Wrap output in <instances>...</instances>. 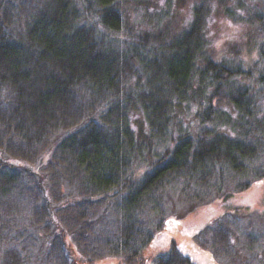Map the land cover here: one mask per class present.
<instances>
[{"label": "trees", "instance_id": "1", "mask_svg": "<svg viewBox=\"0 0 264 264\" xmlns=\"http://www.w3.org/2000/svg\"><path fill=\"white\" fill-rule=\"evenodd\" d=\"M208 1L152 33L124 4L147 25L156 0H0V264H127L166 219L264 178V0H211L256 26L253 67L214 55ZM251 213L190 236L214 264H264ZM192 263L173 239L154 259Z\"/></svg>", "mask_w": 264, "mask_h": 264}, {"label": "rangeland", "instance_id": "2", "mask_svg": "<svg viewBox=\"0 0 264 264\" xmlns=\"http://www.w3.org/2000/svg\"><path fill=\"white\" fill-rule=\"evenodd\" d=\"M207 3L208 5L210 4V11L206 24V35L209 37L210 48L214 55L218 58L227 56L236 62L239 60L242 61L246 67H253L252 65L256 58V40L258 38V33L255 30L256 26L249 25L245 22V19H240V17L233 18L225 15L222 11V7L211 2V0ZM231 3L234 4V2ZM192 4L193 0H173L169 7L170 15L168 18L164 19L160 17V13L164 12V9L168 10V7L163 6L162 0H156L149 12L151 13L149 15L154 21L146 25L145 23H141L138 19L140 17L141 8L132 6L127 2L124 4V11L126 13L125 23L128 26L134 27L135 31H148L153 33L155 25L159 23L162 25L168 22L169 29L171 33H173L176 32V29H179L189 21ZM230 6L233 8L231 4ZM168 19H172V23L169 22ZM166 31L168 32L167 29ZM127 32H129V30L125 28L118 34L127 35ZM171 33L168 32V36L171 35ZM150 36L152 37L154 35ZM259 99L264 108V99ZM223 105L224 103L221 104L220 107H223ZM29 165L33 166L32 164ZM234 206L251 209L252 213L250 217L248 215L242 217V220L247 222L249 218L250 220H256L253 222L256 223V225L251 223V229L256 230L257 228L255 227H259L264 223V219L257 218L256 214V212H261L262 209H264V178L255 182L247 190L233 193L230 197L226 198L224 203H221V200H214L208 204L195 207L193 211L187 213L180 219H166L163 229L159 230L149 245L144 247L142 251L127 264H154L155 256L169 248L171 239L178 243V245L191 256L194 261L192 264H214L209 255V251L197 246L190 236V233L196 228L213 220V218L224 210H229ZM177 221L179 222L177 223ZM71 256L75 260L79 259V256L73 250ZM89 264H123V259L119 256L109 255L98 258Z\"/></svg>", "mask_w": 264, "mask_h": 264}]
</instances>
